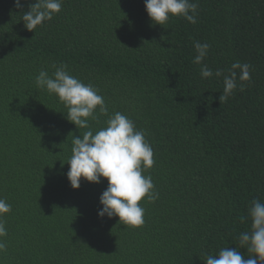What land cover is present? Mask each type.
I'll list each match as a JSON object with an SVG mask.
<instances>
[{
  "label": "trees",
  "instance_id": "1",
  "mask_svg": "<svg viewBox=\"0 0 264 264\" xmlns=\"http://www.w3.org/2000/svg\"><path fill=\"white\" fill-rule=\"evenodd\" d=\"M35 2L0 0V199L11 205L0 216V264H205L223 247L254 255L239 236L251 231V201L264 203V0H190L195 24L170 16L164 25L144 0H62L29 31L22 16ZM196 41L210 45L211 78L193 63ZM236 61L251 65V79L236 69L237 87L220 101ZM53 63L145 132L154 164L142 175L159 195L138 202L143 225L98 216L106 178L71 187L72 140L89 129L36 86ZM95 115L94 133L108 118Z\"/></svg>",
  "mask_w": 264,
  "mask_h": 264
},
{
  "label": "clouds",
  "instance_id": "2",
  "mask_svg": "<svg viewBox=\"0 0 264 264\" xmlns=\"http://www.w3.org/2000/svg\"><path fill=\"white\" fill-rule=\"evenodd\" d=\"M145 10L149 18L157 24L164 25L170 16H182L189 23L197 22L198 3L190 0H144ZM15 7L22 8L21 0H15ZM62 0H36L30 5V10L23 14L24 26L34 31L44 21L51 20L59 13ZM191 13V14H190ZM208 43L194 42L196 55L194 64L201 65V78H211L214 73L202 61L208 54ZM55 71L52 75L41 70L35 78V84L40 89L54 93L67 108L66 118L77 128H88L79 137L72 140V155L67 161L70 166L66 175L72 188H79L81 178L89 182L100 183L106 178L108 186L99 197L102 208L98 216L109 218L118 216L119 221L126 225L139 227L144 224V208L138 202L145 196L154 202L158 193L150 175H142L154 164L153 149L145 139V132L137 130L134 122L122 114L111 115L104 98L92 84H85L69 74L67 65L52 64ZM251 65L236 61L232 64L230 74L224 75L217 69V77L224 75L223 93L220 101H227L236 89L237 72L240 70V80H250ZM243 91V85L240 86ZM97 108L107 116L105 127L95 133L89 128V118L95 120ZM11 211V205L0 199V216ZM248 214L251 217V231L239 236L241 248L254 254L247 259L241 251L223 247L216 256L206 255L205 264H264V203L258 199L251 201ZM7 230L0 220V237H5ZM6 249V244L0 240V252Z\"/></svg>",
  "mask_w": 264,
  "mask_h": 264
}]
</instances>
